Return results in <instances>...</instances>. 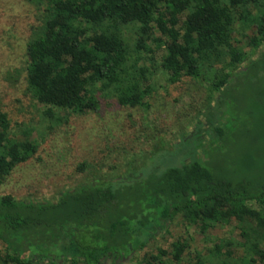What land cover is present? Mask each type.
<instances>
[{
    "label": "trees",
    "instance_id": "1",
    "mask_svg": "<svg viewBox=\"0 0 264 264\" xmlns=\"http://www.w3.org/2000/svg\"><path fill=\"white\" fill-rule=\"evenodd\" d=\"M252 1L35 0L42 19L24 48L26 92L51 117L52 109L95 112V94L104 91L122 107L146 109L150 72L129 63L123 31L134 30V53L152 54L148 41L162 50L159 67L168 84L196 80L211 58L226 55L230 70L245 59L231 45L238 23L257 30L253 46L264 41V9L251 14ZM227 78L222 74L209 92ZM228 122L213 127L215 137L226 136ZM197 141L192 158L154 166L142 178L90 180L52 202L0 196V264H124L177 217L202 235L236 223L241 242L214 245L210 264H264V183L233 185L216 177L197 156L205 151ZM35 152L33 141L13 138L0 110V183ZM187 250L176 240L168 250L143 253L135 264H180Z\"/></svg>",
    "mask_w": 264,
    "mask_h": 264
},
{
    "label": "rangeland",
    "instance_id": "2",
    "mask_svg": "<svg viewBox=\"0 0 264 264\" xmlns=\"http://www.w3.org/2000/svg\"><path fill=\"white\" fill-rule=\"evenodd\" d=\"M247 6L251 14H257L264 9V0ZM41 19L35 0H0V110L13 138H27L36 145L33 156L0 183V196L52 202L60 193L90 180L142 178L154 166L160 169L192 158L196 140L205 150L197 156L216 177L233 185L264 183V41L253 46L255 27L235 25L231 45L245 59L234 69L228 68L226 55L219 61L211 58L209 65L200 68L198 79L182 77L175 84L166 82L159 67L162 50L148 41L152 54L134 53V30L127 27L123 35L129 63L150 72L145 84L149 92L143 99L147 108L122 107L110 91H104L95 94V112L52 109L51 117L45 114L46 107L30 98L25 85L24 48ZM225 73L226 83L217 92H209ZM226 119L230 121L226 136L218 139L213 127ZM176 240L188 244L180 264H210L208 251L214 245L241 242L234 221L202 235L177 217L167 224L166 232L124 264H135L145 252L168 250ZM233 251L238 256L235 246Z\"/></svg>",
    "mask_w": 264,
    "mask_h": 264
}]
</instances>
